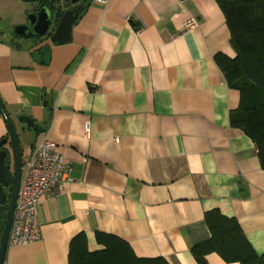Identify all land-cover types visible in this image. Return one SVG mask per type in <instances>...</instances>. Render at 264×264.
<instances>
[{"label": "crops", "instance_id": "obj_1", "mask_svg": "<svg viewBox=\"0 0 264 264\" xmlns=\"http://www.w3.org/2000/svg\"><path fill=\"white\" fill-rule=\"evenodd\" d=\"M1 4L16 8L11 26L25 23L28 2ZM13 29L0 25V98L22 167L49 140L71 180L41 197L39 239L8 246L3 264H68L81 232L91 251L101 232L138 257L197 264L190 247L209 238L204 214L213 209L264 253V170L251 139L229 123L239 93L214 57L235 52L216 0H93L70 42H48L47 63ZM7 135L0 115V140Z\"/></svg>", "mask_w": 264, "mask_h": 264}, {"label": "trees", "instance_id": "obj_2", "mask_svg": "<svg viewBox=\"0 0 264 264\" xmlns=\"http://www.w3.org/2000/svg\"><path fill=\"white\" fill-rule=\"evenodd\" d=\"M229 31L234 57H214L227 86L239 93V104L229 113L230 126L241 130L253 142L260 167L264 170V0H216ZM7 203L0 205V233ZM208 239L190 247L197 264H208L206 255L218 254L224 262L264 264L245 238L237 220L219 210L206 211ZM101 246L89 250L85 233L69 243L68 264H169L162 257H138L124 240L95 233ZM5 258V257H4Z\"/></svg>", "mask_w": 264, "mask_h": 264}, {"label": "water", "instance_id": "obj_3", "mask_svg": "<svg viewBox=\"0 0 264 264\" xmlns=\"http://www.w3.org/2000/svg\"><path fill=\"white\" fill-rule=\"evenodd\" d=\"M33 3V10L24 24L14 27L13 32L24 38L50 37L51 43L62 45L70 42L71 29L93 0H23ZM58 2V3H57ZM54 3L58 7H54ZM55 8V9H54ZM31 58L38 63H47L50 58L48 45L36 48ZM0 115L6 125L8 135L0 140V205L7 203V210L0 233V264H3L7 250V240L21 181L22 163L18 136L14 123L0 98ZM18 120L35 129L33 120L19 116ZM7 189L10 191L7 193Z\"/></svg>", "mask_w": 264, "mask_h": 264}, {"label": "built area", "instance_id": "obj_4", "mask_svg": "<svg viewBox=\"0 0 264 264\" xmlns=\"http://www.w3.org/2000/svg\"><path fill=\"white\" fill-rule=\"evenodd\" d=\"M105 4L108 0H96ZM194 18L185 22V28L195 26ZM86 131L89 125L86 123ZM117 141V138H115ZM69 166L64 163L62 155L49 140L41 142L22 167V175L7 245H26L40 237V225L37 212L41 197L50 192L56 184L67 183Z\"/></svg>", "mask_w": 264, "mask_h": 264}, {"label": "rangeland", "instance_id": "obj_5", "mask_svg": "<svg viewBox=\"0 0 264 264\" xmlns=\"http://www.w3.org/2000/svg\"><path fill=\"white\" fill-rule=\"evenodd\" d=\"M28 3H29L30 10L24 16L25 22L27 21V17H28V15L31 14L33 7H34L32 2H28ZM4 7H6V8H4ZM10 8H12V7L11 6H5V5L2 6V4L0 7V25L5 29H7L8 27H11V29H13L15 27V25L11 26L13 23V21L11 20V15L13 14L12 11H14V12L16 11V8H12V9H10ZM1 9L3 10V13H1V11H2ZM18 139H19V137H18ZM8 191L9 190L7 189V193L9 194L10 191L9 192Z\"/></svg>", "mask_w": 264, "mask_h": 264}, {"label": "flooded vegetation", "instance_id": "obj_6", "mask_svg": "<svg viewBox=\"0 0 264 264\" xmlns=\"http://www.w3.org/2000/svg\"><path fill=\"white\" fill-rule=\"evenodd\" d=\"M48 4V5H50L51 6V4L50 3H48V0H44L43 1V4ZM58 3V2H57ZM57 3H54L55 5H54V7H58V4ZM55 9V8H54ZM49 38L50 37H46V36H44V37H42V38H39V39H36V38H31L32 39V41L34 42V44L36 45V46H38V47H41V46H43V45H48V42L50 41L49 40Z\"/></svg>", "mask_w": 264, "mask_h": 264}]
</instances>
